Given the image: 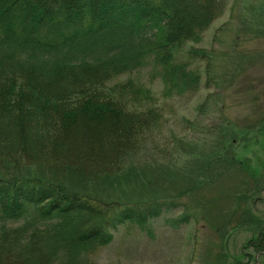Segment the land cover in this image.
<instances>
[{
  "label": "trees",
  "instance_id": "trees-1",
  "mask_svg": "<svg viewBox=\"0 0 264 264\" xmlns=\"http://www.w3.org/2000/svg\"><path fill=\"white\" fill-rule=\"evenodd\" d=\"M228 3L0 0V264H96L120 226L175 210L174 200L99 199L81 184L119 172L159 122L130 108L131 81L111 83L155 60L179 92H195L199 75L171 63L173 50L198 41ZM249 130L263 147L264 114ZM233 156L226 170L255 172ZM246 226L244 248L264 259V221Z\"/></svg>",
  "mask_w": 264,
  "mask_h": 264
},
{
  "label": "rangeland",
  "instance_id": "rangeland-1",
  "mask_svg": "<svg viewBox=\"0 0 264 264\" xmlns=\"http://www.w3.org/2000/svg\"><path fill=\"white\" fill-rule=\"evenodd\" d=\"M263 15L264 0H229L198 41L173 50L171 63L199 75L195 92H179L155 60L111 83L131 81L136 92L129 90L135 99L130 108L153 110L159 122L119 172L81 189L99 199L174 200L178 206L146 226H120L94 256L96 264H222L236 258L262 264L244 247L254 238L246 222L264 221V146L249 130L264 114ZM232 155L255 172L226 170ZM184 216L188 221L179 222ZM245 253L256 260L248 263Z\"/></svg>",
  "mask_w": 264,
  "mask_h": 264
}]
</instances>
